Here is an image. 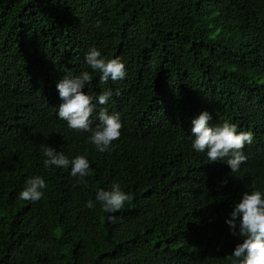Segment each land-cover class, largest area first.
<instances>
[{
	"label": "trees",
	"instance_id": "trees-1",
	"mask_svg": "<svg viewBox=\"0 0 264 264\" xmlns=\"http://www.w3.org/2000/svg\"><path fill=\"white\" fill-rule=\"evenodd\" d=\"M92 47L126 77L100 83ZM81 71L92 126L102 108L120 114L110 151L58 117L56 83ZM202 111L210 126L253 132L239 171L192 148ZM42 146L86 156L91 175L45 168ZM33 176L43 197L20 200ZM113 183L133 199L105 213L96 192ZM254 189L264 192V0H0V264H230L242 237L225 221Z\"/></svg>",
	"mask_w": 264,
	"mask_h": 264
},
{
	"label": "clouds",
	"instance_id": "clouds-1",
	"mask_svg": "<svg viewBox=\"0 0 264 264\" xmlns=\"http://www.w3.org/2000/svg\"><path fill=\"white\" fill-rule=\"evenodd\" d=\"M100 24L97 22L96 27ZM86 64L95 72L100 73V83L109 80L115 82L123 80L126 75L125 64L119 57L107 58L95 47L90 48L85 55ZM92 75L88 71L79 74L64 75L57 83L56 90L61 103L58 106L59 119L66 121L69 129L89 133L88 140L95 148L103 153L112 150L113 142L118 140L123 127L120 114L109 112L102 108L98 114L99 123L92 126V114L96 105L93 97L84 91L86 84L91 83ZM112 96L111 90L103 91L97 100L100 105L108 103ZM212 119L207 111H202L191 121L192 148L198 153H206L211 163L224 161L231 172L239 171L247 156L244 149L253 142L252 131H238L237 125L224 121L221 124L210 126ZM43 163L45 168H69L70 174L82 183L86 176L91 175V165L84 155L77 154L71 159L63 152H58L52 146H42ZM226 183V181L224 182ZM47 187L41 176H33L26 180L25 186L19 193V199L36 202L43 197V189ZM105 213H115L121 210L125 203L131 202L133 196L123 190L119 183H113L111 190L98 189L95 196ZM95 207L90 199L85 205ZM109 219H115L110 216ZM232 231L239 236L242 242L236 244L232 254L227 257L230 264H264V192L252 190L245 192L239 203L234 207L231 218L225 221Z\"/></svg>",
	"mask_w": 264,
	"mask_h": 264
}]
</instances>
